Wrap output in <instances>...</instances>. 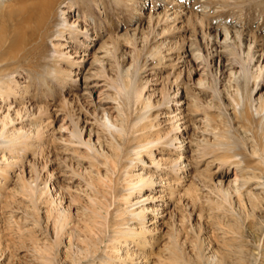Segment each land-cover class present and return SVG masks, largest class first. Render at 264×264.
Wrapping results in <instances>:
<instances>
[{
	"label": "rangeland",
	"instance_id": "obj_1",
	"mask_svg": "<svg viewBox=\"0 0 264 264\" xmlns=\"http://www.w3.org/2000/svg\"><path fill=\"white\" fill-rule=\"evenodd\" d=\"M20 5L0 0V151L16 162L0 196L19 191L0 199V264H104L103 224L123 214L145 231L109 264H264V0H68L38 48L1 29ZM123 146L116 172L101 152ZM141 169L154 182L125 211Z\"/></svg>",
	"mask_w": 264,
	"mask_h": 264
},
{
	"label": "bare ground",
	"instance_id": "obj_2",
	"mask_svg": "<svg viewBox=\"0 0 264 264\" xmlns=\"http://www.w3.org/2000/svg\"><path fill=\"white\" fill-rule=\"evenodd\" d=\"M25 1L26 0H20L21 5L19 7H17L16 9L14 8L11 11L9 10L10 12L9 11L7 12L6 22H5L4 26L1 27V29L4 30L6 34L8 33V38L12 44L20 42V43H26V44L32 45L31 43H36V47L38 48L39 44L42 43V41L44 39L49 37L48 34L50 33V31L52 29V23L51 22L55 16L56 9L61 8V6L68 0H32L31 3H29V4H26ZM71 7H73V4L70 2L69 6L67 7L68 8L67 10H69V8H71ZM67 10L64 11V18H65L66 22H67V20H69V16H70L69 13L67 12ZM83 32H85L84 28H83ZM38 41H40V42L38 43ZM37 48H35V46L33 47L34 50H36ZM126 73L129 75L131 73V70L128 69L126 71ZM22 87H25V86H22ZM3 103H5V102H3ZM3 108L4 107L0 105V115H1V111ZM109 109L110 108H101L100 113H101L102 118L105 121V124L107 126H109L112 129H117L118 125L115 122V120L113 119L112 112H110ZM11 119H13V118H11ZM0 128H3V120L1 118H0ZM136 132H133L132 134H134ZM128 134H130V133H128ZM134 137H135V135H134ZM143 138L144 137L142 136L139 138V140L141 141ZM132 140H133V138H132ZM131 144H133V143H131ZM146 144H145V146H142V149L152 148L151 142H148ZM124 146H126V145H124ZM124 146H123V148H121V152L119 151L117 154H110L108 152H105L104 149H102V152H101V156L104 158V162H105L104 164L107 166L110 165L113 168V170H115L116 172L121 170V168H123V167L128 168V166H129L128 162L132 163L133 157L140 155V151H139V148L141 149L140 145L131 147L130 151L133 152L132 153L133 157L131 156V159H129L128 155L125 156L126 163L123 165L124 158H122V155H123V151L125 150ZM128 153H129V151L127 152V154ZM14 163L16 164L15 161H12L9 157L6 156L5 153H2L0 151V168L4 172L9 171L10 167ZM142 170L143 169L138 170V171L135 170L137 172L132 173V181H130L128 183L129 186L126 187L127 194H129V195H127L126 197L123 196L124 201L127 202L126 204H128L127 207L125 206V208H123V210H125V211L131 210L135 206L140 204L139 198H141V197L136 198V199L131 198L133 196V194H131L132 190H134V188L139 186L140 184H146L149 182H154V180H153L154 175H150V173H146ZM108 172H110L109 168L106 170V174H103L104 178H109ZM21 180L23 182L24 188L29 187L30 184L32 183V179L28 175L27 176L25 175V177L23 175ZM108 182L113 184L112 179H110ZM10 190L13 192V193H11L13 195H11V194L8 196L4 195V197H3V195L0 196V199H4L2 201L7 205L10 204L12 202V198L17 196V194L19 193V191L16 190L15 188H11ZM56 192H57L56 195L58 197V200L61 204L62 203V199L60 197L61 195H60L59 191L56 190ZM142 197L148 199V198H150V194L146 193ZM100 208L106 210V204L101 203ZM107 210H106V213L108 216L109 211H107ZM143 211L144 212L149 211V213H153L155 210L153 207L150 208L148 206V207H144ZM131 214L132 213L129 212V215H131ZM94 219H96V215L94 216L93 220ZM136 219H137L136 220L137 222L131 217L124 216V214H123V216L122 215L117 216V218L115 219V222L113 221L114 219L110 220V218H106V220L103 224V227L105 228L106 231H109V230L112 231L111 239H109V242L111 241L113 243V245L107 246L108 250L105 253H102L100 255V256H103L102 260L103 261L105 260L104 264L112 263V261L114 259H112L111 257H113V256L117 257L118 259L124 260L129 255V250H123L121 252V247H122L123 243L121 244V242H119V241L121 240L122 237L123 238L126 237L128 239L129 236H132L133 238H136L138 236H141L144 233L145 228L143 226H144L145 222L147 221L146 216H143L142 218L137 217ZM130 220H134L135 224L129 225L128 222ZM58 224L60 225V230H59V233H60L62 231L63 227H62L61 223L56 220V230L58 229ZM124 225H126V226H124ZM127 239L124 240V242H127L128 241ZM124 245L127 246L128 244L124 243ZM97 249L98 248L91 249L92 253L95 252V254H94L95 256H97V254H96ZM89 251L90 250H85V252H89ZM115 254H117V255H115ZM208 261H211L212 264H228V263H225V259H220V258L216 259L214 256L211 258H208Z\"/></svg>",
	"mask_w": 264,
	"mask_h": 264
}]
</instances>
